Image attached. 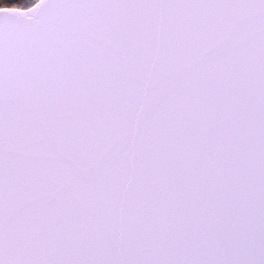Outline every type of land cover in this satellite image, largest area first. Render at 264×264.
I'll return each instance as SVG.
<instances>
[{
	"label": "water",
	"instance_id": "obj_1",
	"mask_svg": "<svg viewBox=\"0 0 264 264\" xmlns=\"http://www.w3.org/2000/svg\"><path fill=\"white\" fill-rule=\"evenodd\" d=\"M0 264H264V0L0 9Z\"/></svg>",
	"mask_w": 264,
	"mask_h": 264
},
{
	"label": "trees",
	"instance_id": "obj_2",
	"mask_svg": "<svg viewBox=\"0 0 264 264\" xmlns=\"http://www.w3.org/2000/svg\"><path fill=\"white\" fill-rule=\"evenodd\" d=\"M38 0H0V9H28Z\"/></svg>",
	"mask_w": 264,
	"mask_h": 264
}]
</instances>
